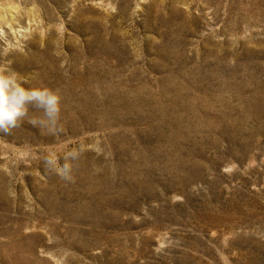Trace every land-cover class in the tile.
Segmentation results:
<instances>
[{
  "label": "rangeland",
  "instance_id": "obj_1",
  "mask_svg": "<svg viewBox=\"0 0 264 264\" xmlns=\"http://www.w3.org/2000/svg\"><path fill=\"white\" fill-rule=\"evenodd\" d=\"M0 264H264V0H0Z\"/></svg>",
  "mask_w": 264,
  "mask_h": 264
}]
</instances>
